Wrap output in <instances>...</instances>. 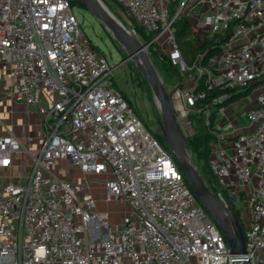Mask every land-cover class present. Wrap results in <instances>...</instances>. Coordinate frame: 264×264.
<instances>
[{
    "label": "built area",
    "instance_id": "2783aa9c",
    "mask_svg": "<svg viewBox=\"0 0 264 264\" xmlns=\"http://www.w3.org/2000/svg\"><path fill=\"white\" fill-rule=\"evenodd\" d=\"M113 1L183 75L169 94L176 118L191 135L190 114L204 113L218 197L244 202V255L264 264V0ZM72 8L0 0L4 94L39 128L33 146L0 135V264H232L223 233L114 86V67ZM178 18L194 46L208 42L191 63L175 39ZM238 96L248 125L217 121ZM57 160L67 167L56 169ZM91 178L101 179L104 201L123 207L112 223Z\"/></svg>",
    "mask_w": 264,
    "mask_h": 264
},
{
    "label": "water",
    "instance_id": "95a60500",
    "mask_svg": "<svg viewBox=\"0 0 264 264\" xmlns=\"http://www.w3.org/2000/svg\"><path fill=\"white\" fill-rule=\"evenodd\" d=\"M82 5L120 43L138 66L156 100L160 110V131L166 145L175 158L183 177L197 201L210 215L223 233L232 264H248L245 253L243 228L229 205L218 197L215 186L204 181L196 170L186 148V138L175 116L169 93L152 66L146 52L147 42L139 41L105 6L102 0H80Z\"/></svg>",
    "mask_w": 264,
    "mask_h": 264
},
{
    "label": "rangeland",
    "instance_id": "374dc122",
    "mask_svg": "<svg viewBox=\"0 0 264 264\" xmlns=\"http://www.w3.org/2000/svg\"><path fill=\"white\" fill-rule=\"evenodd\" d=\"M108 10L128 29L131 31L133 29V21L126 15L124 10L117 5L113 0H102ZM75 4L72 8L73 13L77 17L80 23V27L83 30L84 34L91 41L92 46L99 50L103 55H105L108 64L111 67H114L113 71V80L116 86L122 90V92L127 96L129 102L133 105L136 112L139 113L147 126L156 133H160V121L161 114L157 106L156 100L153 96V93L148 85L147 80L142 75L137 64L129 57L126 56L123 46L118 43L106 30V28L87 10L83 7L80 2L74 1ZM137 37L142 41L144 38L142 34L137 33ZM147 55L149 56L152 66L155 69L157 75L161 79L165 89L169 94L172 93V85L174 84V78L169 77L163 67L161 62V53L162 50L156 44H152L146 47ZM2 69H0V72ZM2 98H5V95L2 93ZM228 103V102H227ZM226 103V104H227ZM11 105H0V108L4 109L6 112V122L10 125L16 123L15 118L10 107ZM236 107L239 108V104H236ZM237 108V109H238ZM20 113L22 112L19 109ZM8 112V113H7ZM26 116V115H25ZM176 117H178L175 114ZM26 118V117H25ZM239 119V117L237 118ZM4 121V122H5ZM191 124L192 119L190 118ZM217 121H221L218 118ZM239 122V120L237 121ZM192 129L194 131V125L192 124ZM162 135V134H161ZM190 135H185V138ZM187 142V140H186ZM188 154L191 157V160L194 163V166L202 179L207 181L208 178L204 171L201 168V162L195 161L194 155L190 147L186 144ZM91 185L93 186V191L96 193L97 208L99 210L104 209L106 206L112 210L110 217V222H113V218H118L120 215L118 212L123 208L120 205L115 206L112 202L107 203L103 200L104 189L101 183V179L94 178L91 180ZM218 185V184H217ZM96 187V188H95ZM228 190V188H227ZM226 200L231 204L235 212L238 214V219L241 225L244 220L243 209L241 210V202H238L236 198L231 195H225Z\"/></svg>",
    "mask_w": 264,
    "mask_h": 264
},
{
    "label": "trees",
    "instance_id": "16d2710c",
    "mask_svg": "<svg viewBox=\"0 0 264 264\" xmlns=\"http://www.w3.org/2000/svg\"><path fill=\"white\" fill-rule=\"evenodd\" d=\"M74 1L80 2V0H70V4L73 7L75 4ZM82 5V3L80 2ZM83 6V5H82ZM84 7V6H83ZM176 31H175V39L178 43L179 49L182 53V56L184 60L187 63H191L195 54L199 51H203L205 48L208 47V42H205L203 44L199 45H193L189 40H188V35H189V26L187 24L186 19L184 18H178L176 23ZM133 28L136 30V32L139 34H142V37L144 38V42H147L151 39L152 34L151 33H146L144 32L139 26L133 22ZM161 62H162V67L165 71V73L176 80H181L183 75L180 73L179 69L172 65L167 58V56L162 52L161 53ZM113 84L116 88H118L113 80ZM119 89V88H118ZM124 98L126 99L128 105L134 110V112L138 115L139 113L136 112L135 108L133 105L129 102L127 96L122 92L121 89H119ZM238 93V95H242L243 93L246 92V90H241V89H235ZM142 121L145 124L144 119L138 115ZM190 118L192 119V124L194 125V131L193 133L186 137L187 140V145L190 147V149L193 152L194 155V160L195 161H200L201 162V168L204 171V174H206L208 180L217 188V180L215 175L212 173L209 164H208V155L210 153V141L213 139L214 134L208 128V126L205 125L204 123V113L201 114H196V113H191ZM146 128L159 140V142L168 149V146L166 145L163 136L160 133H156L153 130H151L147 124H145ZM229 203V202H228ZM230 208L233 210L235 213L236 217L238 218L237 212L233 209L231 204H229ZM239 220V219H238Z\"/></svg>",
    "mask_w": 264,
    "mask_h": 264
},
{
    "label": "crops",
    "instance_id": "0c3cea01",
    "mask_svg": "<svg viewBox=\"0 0 264 264\" xmlns=\"http://www.w3.org/2000/svg\"><path fill=\"white\" fill-rule=\"evenodd\" d=\"M5 78H6V75H4L1 72L0 73V105H2V106L3 105H11L10 107L12 109L16 123H14L12 125L8 124L5 121L6 120V116H5L6 112L3 111L4 109L0 108V135L6 134V133L12 131L13 133H15L19 137L21 143H23V144L29 143L33 146L34 143H32L30 141V139L33 138L34 136L36 137L39 133V128L37 127V124H36V122L38 121L37 120L38 118L35 114H31V116H29V119H27V117L25 116L26 108L23 104L13 103L6 96H5V98H2V93H3V95H5L4 91L7 87V82H6ZM244 99H246V98H241V96H238V97L231 99L226 104V106L224 108V116L221 118L222 123H224L227 119H230L232 126L244 127V126L248 125L247 119H241V118L237 119L238 115H239V111L241 110V108L242 107L246 108L248 105V103L245 104ZM236 104H239V108L236 107ZM19 109L22 110L21 113H20ZM238 120H239V122H237ZM22 126H24L23 130L21 129ZM24 162H26V160H24ZM54 166L56 167V169L58 168L60 170V168H66L67 167V162L62 161V160H57L55 162ZM91 179H94V178H91ZM238 192H239V188H237V194H238ZM238 202L242 203V205H240V208H241V210L243 209L244 218H245L246 210H245L244 202L241 200V198L239 199Z\"/></svg>",
    "mask_w": 264,
    "mask_h": 264
},
{
    "label": "bare ground",
    "instance_id": "6f19581e",
    "mask_svg": "<svg viewBox=\"0 0 264 264\" xmlns=\"http://www.w3.org/2000/svg\"><path fill=\"white\" fill-rule=\"evenodd\" d=\"M102 4L105 6L104 2H102ZM105 8H107V7L105 6ZM174 104L177 105V106H179V104L177 102H174Z\"/></svg>",
    "mask_w": 264,
    "mask_h": 264
}]
</instances>
